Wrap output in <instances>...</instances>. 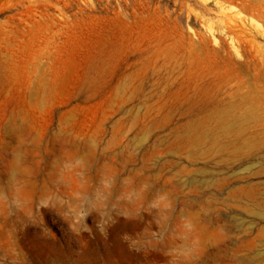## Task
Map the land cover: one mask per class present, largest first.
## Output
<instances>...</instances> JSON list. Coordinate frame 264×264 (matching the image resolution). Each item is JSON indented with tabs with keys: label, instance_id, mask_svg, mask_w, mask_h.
I'll return each mask as SVG.
<instances>
[{
	"label": "rangeland",
	"instance_id": "1",
	"mask_svg": "<svg viewBox=\"0 0 264 264\" xmlns=\"http://www.w3.org/2000/svg\"><path fill=\"white\" fill-rule=\"evenodd\" d=\"M58 125L107 145L98 170L150 181L130 214L170 194L166 241L155 212L102 233L96 212L71 230L37 206L67 195L53 158L86 150ZM11 151L31 203L0 214V264H168L184 216L195 264H264V0H0V183Z\"/></svg>",
	"mask_w": 264,
	"mask_h": 264
},
{
	"label": "clouds",
	"instance_id": "2",
	"mask_svg": "<svg viewBox=\"0 0 264 264\" xmlns=\"http://www.w3.org/2000/svg\"><path fill=\"white\" fill-rule=\"evenodd\" d=\"M53 137L69 135L70 139L77 144H85L86 150L71 155L55 156L51 162L53 169L52 184L58 191L67 190V195H60V199L54 203L44 204L43 197L37 202L39 208H52L65 218L71 230L75 226L89 230L87 217L93 212L98 213L100 219L97 221L98 229L103 233L108 225L114 223L115 216H123L126 219L138 218L141 213L155 212L154 223L158 230H153L155 238L159 242L168 239V232L160 231L157 217L160 213H167L173 206L170 194L167 191H157L151 200L142 205L138 215H132L131 206L138 201H145L146 195L151 191L152 184L145 181L140 184L129 175L113 174L102 164L98 170L91 163L89 156L92 153L100 155L107 151V145L94 134L88 137L74 133L70 127L57 126L51 133ZM11 167L7 172V179L0 183V214L10 218L15 215H27L30 198L26 193L29 173L25 158H17L16 151H11ZM95 172V179L90 180V173ZM63 201V203H61ZM150 209V210H148ZM115 214V216H114ZM197 233V226L191 217H181V223L177 225L175 232V243L166 248L164 255L170 257L168 264H195L199 260L201 239ZM125 236L124 239L132 247L133 240ZM133 248V247H132ZM140 250L141 248H135Z\"/></svg>",
	"mask_w": 264,
	"mask_h": 264
}]
</instances>
